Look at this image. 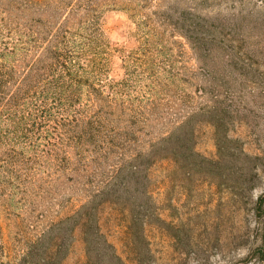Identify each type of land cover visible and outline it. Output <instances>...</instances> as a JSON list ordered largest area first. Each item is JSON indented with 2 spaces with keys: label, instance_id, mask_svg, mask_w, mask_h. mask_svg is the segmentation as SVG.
<instances>
[{
  "label": "trees",
  "instance_id": "trees-1",
  "mask_svg": "<svg viewBox=\"0 0 264 264\" xmlns=\"http://www.w3.org/2000/svg\"><path fill=\"white\" fill-rule=\"evenodd\" d=\"M151 3L0 0V211L41 218L44 212L36 208L53 198L50 190L58 188L61 178L81 183L88 190L86 198L71 212L56 215L41 236L55 231L57 222L71 220L69 239L81 225L88 258L102 245L120 261L100 230L99 209L104 203L131 207L150 202L149 169L156 162L169 161L170 171L176 166L212 174L231 170L229 162L239 161L237 194L244 210L245 190L255 186L264 167V142L258 152L249 153L239 138L229 135L234 121L230 106H237L236 99L250 92L255 81L251 38L264 40V9L242 11L245 15L230 19L203 15L196 6L176 11L173 26L180 29L204 72L202 83L187 81L200 98L195 106L202 107L157 137L145 139L142 134L150 133L148 120L155 115L146 106H157V87L172 82L153 67V16L138 11ZM254 3L264 7V0ZM106 8L130 9L138 31L149 29L141 34L142 45L126 54L124 76L107 85L106 43L99 20ZM158 11L151 12L172 25V13ZM198 116L213 126L214 158L195 149L192 121ZM249 213L250 246L241 264H264V191L252 201ZM60 246L54 240L42 261L32 263L52 264L55 256L58 263L66 253ZM0 264L11 262L0 255Z\"/></svg>",
  "mask_w": 264,
  "mask_h": 264
},
{
  "label": "rangeland",
  "instance_id": "rangeland-1",
  "mask_svg": "<svg viewBox=\"0 0 264 264\" xmlns=\"http://www.w3.org/2000/svg\"><path fill=\"white\" fill-rule=\"evenodd\" d=\"M254 1L153 0L150 7L139 8L140 14L153 16L151 43L156 48L153 67L162 79L172 78L169 84L157 87V106H146L155 115L148 120L150 133L142 134V138L157 137L182 122L192 110L202 107L195 106L200 98L195 96L194 86L187 81L202 83L204 72L180 29L173 26L176 11L196 6L203 15L230 19L245 15L242 11L254 13L259 8L264 9ZM152 10L172 13V25L166 24L162 15H153ZM130 13V9L106 8L100 14L102 38L106 43L103 76L106 85L124 76L126 54L142 45L141 34L149 32L146 26L139 32L136 18ZM205 28L207 26L204 31ZM228 30V27L224 29ZM251 41L255 43L252 51L255 81L250 92L243 91L238 101L236 99L237 106H230L234 121L230 124L229 135L239 138L247 152L255 153L264 142V40L251 38ZM192 126L195 149L214 158L213 126L203 116L194 118ZM238 162H229L231 170H217L212 174L187 172L176 166L170 171L169 161L156 162L149 169L150 202L131 207L124 202L102 204L100 230L120 261L110 257L109 246L102 245L88 258L81 225L73 229L69 239L71 220L57 222L55 231L41 236L56 222V215L76 209L88 194L81 183L61 178L58 188L50 190L53 198H47L48 202L36 208L44 212L43 217L28 219L26 215L7 216L0 211V255L11 264H34L32 260L41 262L49 244L57 240L59 248L65 247L66 253L58 263L56 256L52 258V264H241L250 246L249 237H246L252 224L249 208L255 197L264 191V167L254 179L255 186L245 190L243 200L248 203L244 210L240 208L241 197L237 194ZM37 237L40 240L33 246Z\"/></svg>",
  "mask_w": 264,
  "mask_h": 264
}]
</instances>
